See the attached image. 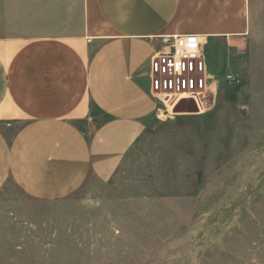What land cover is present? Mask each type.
<instances>
[{
	"label": "rangeland",
	"instance_id": "rangeland-1",
	"mask_svg": "<svg viewBox=\"0 0 264 264\" xmlns=\"http://www.w3.org/2000/svg\"><path fill=\"white\" fill-rule=\"evenodd\" d=\"M252 5L250 49L225 52L201 112L160 106L110 181L52 202L6 183L0 264H264V0Z\"/></svg>",
	"mask_w": 264,
	"mask_h": 264
},
{
	"label": "crops",
	"instance_id": "crops-1",
	"mask_svg": "<svg viewBox=\"0 0 264 264\" xmlns=\"http://www.w3.org/2000/svg\"><path fill=\"white\" fill-rule=\"evenodd\" d=\"M254 17L252 0H0V191L52 202L110 181L159 110V37L199 36L218 79Z\"/></svg>",
	"mask_w": 264,
	"mask_h": 264
},
{
	"label": "built area",
	"instance_id": "built-area-1",
	"mask_svg": "<svg viewBox=\"0 0 264 264\" xmlns=\"http://www.w3.org/2000/svg\"><path fill=\"white\" fill-rule=\"evenodd\" d=\"M159 40L161 47L149 60L152 96L165 111H171L180 100L191 99L201 112L203 99L214 94L217 85L206 69L202 39L196 35H163ZM223 82L236 87L241 78L226 72Z\"/></svg>",
	"mask_w": 264,
	"mask_h": 264
},
{
	"label": "water",
	"instance_id": "water-1",
	"mask_svg": "<svg viewBox=\"0 0 264 264\" xmlns=\"http://www.w3.org/2000/svg\"><path fill=\"white\" fill-rule=\"evenodd\" d=\"M176 115H194L198 113V109L191 99L180 100L172 109Z\"/></svg>",
	"mask_w": 264,
	"mask_h": 264
}]
</instances>
